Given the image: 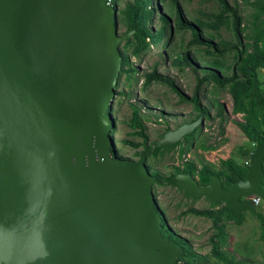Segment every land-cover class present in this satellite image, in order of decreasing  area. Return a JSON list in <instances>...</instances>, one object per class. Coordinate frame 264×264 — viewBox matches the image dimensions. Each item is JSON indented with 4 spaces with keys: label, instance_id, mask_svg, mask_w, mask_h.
<instances>
[{
    "label": "water",
    "instance_id": "95a60500",
    "mask_svg": "<svg viewBox=\"0 0 264 264\" xmlns=\"http://www.w3.org/2000/svg\"><path fill=\"white\" fill-rule=\"evenodd\" d=\"M112 0H0V264H197L163 234L154 192L228 199L227 213L256 212L264 200V138L246 177L228 187L212 174L167 180L149 156L204 125L198 118L146 141L138 159L113 156L111 112L122 71ZM221 210L207 212L216 224Z\"/></svg>",
    "mask_w": 264,
    "mask_h": 264
},
{
    "label": "trees",
    "instance_id": "16d2710c",
    "mask_svg": "<svg viewBox=\"0 0 264 264\" xmlns=\"http://www.w3.org/2000/svg\"><path fill=\"white\" fill-rule=\"evenodd\" d=\"M119 1H111V4L117 8V24L124 27L123 34L130 30H135L132 37L123 42L124 48L121 49L123 64L120 77L125 75L130 80L138 72L137 67L132 62V55L141 57L150 50L153 43H156L161 38L164 40V45H169L168 47L175 43L173 41L175 30L172 31V20H168L167 24L163 25L164 33L161 31L155 32L152 29L155 16L169 11L175 13L181 27V29H176V31L189 30L192 32V38L188 42L185 52L175 56L172 63L180 71L193 66L195 57L189 48L196 45L198 51L203 50L202 59H209L205 61V74L197 77V84L192 96L185 94L172 78L158 73L156 68L144 74L143 87H147L153 82L165 83L178 95L181 102L192 103L198 112L200 111V106H202L200 95L204 85L212 83L217 90L228 89L233 99L232 113L241 115V120L237 121V125L248 140V145L240 148L245 160L238 161L234 157L229 156L222 158L219 166L208 163L203 157L198 160L202 167L201 173L204 181L207 179L208 182L210 175L216 174L222 179L223 185L228 187L240 177L244 179L249 166L246 161L250 160L257 144L264 138V0H244L252 8L247 24L244 23V18L238 6L231 4L229 0H216L218 10L210 14L206 20L197 18V22L187 20L179 0H160L162 5H159L156 0H128L123 8H119ZM155 3L158 4V8H156ZM163 7L166 10L165 12L161 11ZM223 27L233 30L232 39H224L222 37L219 31ZM205 28L213 32L205 33ZM168 31L169 33H167ZM171 41L173 42L171 43ZM119 85L120 82L117 87ZM123 93L125 92L122 91ZM213 105L218 107L217 115L224 118V114L227 111L226 104L215 99ZM131 106L132 112L128 125L132 130L129 135L138 136L141 140L131 141L130 139H125L123 142L135 149H139L144 147V143L149 139V134L147 133L145 117L141 108L136 104H131ZM203 109L206 117H210L209 109L206 107H203ZM111 112L113 113V109ZM198 116L199 114L194 119L198 118ZM202 129L201 127L196 128L195 131H202ZM195 131L190 137L183 138L173 147L156 148L151 156L164 158L174 151L172 158L183 159L198 138H193ZM204 139L198 148L205 151L217 148V145L207 144V138ZM178 150L179 155L176 156ZM137 154L139 155V152ZM113 156L122 157L117 147L113 151ZM147 166L149 171H153L152 173L161 180H167L180 171L191 172L195 175V170L198 169L196 161H185L184 169H182V165L173 164L172 172L164 176L160 172L154 171L151 165L148 164ZM228 207L229 205L226 206V208ZM207 211L208 209L204 208L189 207L183 210L181 214L207 216ZM257 217L260 221L261 239L264 241V213L258 211ZM245 220L244 213L228 214L224 211L219 217L217 225L212 227L214 232L209 237L210 251L207 253H202L195 249L188 238L182 236L170 225L167 217L166 222L169 226H166L165 222H163L165 225L163 234L177 241L185 249L186 255L184 258L179 259L180 262L197 264H256L257 262L251 259V254H246L240 249L238 251L237 248V250H231L227 223L233 221L242 225ZM239 253L240 257H238Z\"/></svg>",
    "mask_w": 264,
    "mask_h": 264
},
{
    "label": "rangeland",
    "instance_id": "374dc122",
    "mask_svg": "<svg viewBox=\"0 0 264 264\" xmlns=\"http://www.w3.org/2000/svg\"><path fill=\"white\" fill-rule=\"evenodd\" d=\"M127 1L120 0L119 8H123ZM229 1L231 4L238 6L244 18V23L247 24L252 8L244 0ZM156 2L162 5L160 0H156ZM179 2L185 17L190 22H197V18L206 20L210 14L218 10L216 0H179ZM157 5L155 3L156 8H158ZM161 11L165 12L166 10L163 7ZM168 20H172L173 23L172 31L175 30L173 33V41L175 43L168 47L169 45H164V40L161 38L156 43H153L150 50L141 57L132 55V62L137 67L138 72L130 80L125 75L120 77V85L116 87L112 114L116 118L117 128L113 132V136L116 147L124 158L136 159L138 157L137 153L142 150V148L135 149L123 142L125 139H130L131 141L141 140L138 136L129 135L132 130L128 125L132 112L131 104L138 105L144 114L149 141L157 140L167 129H175L180 124L194 119L200 113L192 103L181 102L178 95L165 83L153 82L147 87H143L144 74L156 68L158 73L172 78L185 94L192 96L197 84V77L205 74V61L209 59H202L203 50L198 51L196 45L189 48L195 57L193 66L180 71L173 65V58L185 52V48L192 38V32L189 30L176 31V29H181V27L176 19V14L172 11L155 16L152 29L155 32L161 31L164 33L163 25H166ZM117 25L119 33L123 34L124 27L120 24ZM204 31L205 33L213 32L208 28H205ZM219 32L224 39L233 38L232 29L223 27ZM123 48L124 45L121 43V49ZM122 91L125 93L122 94ZM200 99L201 105L209 109L211 116L206 117V114H204L202 134L200 133L197 138V145L194 144L193 148L184 155L183 159L172 158L174 151L164 158H156L150 155L148 158L149 165L153 167L154 171L167 176L172 172L173 164L183 165L188 160L196 161L198 165H201L198 160L200 157L215 166H219L222 158L229 156L234 157L238 161L245 160L240 148L247 146L248 140L237 125V121L241 120V115L232 113L233 99L228 89L217 90L212 83H209L203 86ZM215 99L226 104L227 111L224 114V118L217 115L218 107L213 105ZM204 138H207V144L217 145V148L209 151L198 148ZM177 155H179V150L176 152ZM154 192L160 207L165 211L170 225L182 236L188 238L195 249L202 253L209 252L210 245L208 240L214 232L212 218L208 217V215H182L181 211L192 206L197 209L210 210L212 205L204 200L189 201L170 186L155 185ZM256 210V212H244L246 221L242 225L234 224L232 221L228 222L227 230L230 235L231 250L234 251L237 248L239 251L240 249L246 254H251V259H254L257 262L256 264H264V241L261 239L260 221L257 217L258 211L264 213V200H262L260 205L256 206ZM238 257H240V253Z\"/></svg>",
    "mask_w": 264,
    "mask_h": 264
},
{
    "label": "flooded vegetation",
    "instance_id": "af4514ba",
    "mask_svg": "<svg viewBox=\"0 0 264 264\" xmlns=\"http://www.w3.org/2000/svg\"><path fill=\"white\" fill-rule=\"evenodd\" d=\"M193 95V94H192ZM197 119V118H196ZM196 119H194V120H189V121H187V122H184V123H191V122H193V121H195ZM184 123H182V124H184ZM182 124H180V125H182ZM168 130V129H167ZM166 130V131H167ZM202 131H195V134H194V139L195 138H197V137H199V135H200V133H201ZM202 134V133H201ZM162 135V134H161ZM161 135H160V137H161ZM159 137V138H160ZM158 138V139H159ZM149 141V140H148ZM155 141V140H154ZM149 142H153V141H149ZM194 144H196L197 145V140H196V143H193L192 144V148H193V145ZM195 145V146H196ZM143 149V148H142ZM138 157H139V155H138ZM138 157L136 158V159H138ZM122 158V157H121ZM124 158V157H123ZM188 161V160H187ZM149 164V159H148V161H147V165ZM182 169H184V164L182 165ZM201 169H202V167H201V165H198V169L197 170H195V175H193L191 172H184V171H180L181 173H191L192 174V177L199 183V185H205V184H207V179L205 180V181H203L202 180V171H201ZM152 173V172H151ZM179 173V172H178ZM198 173V174H197ZM152 174H154V173H152ZM155 175V174H154ZM241 178V177H240ZM224 186V185H223ZM225 187V186H224ZM156 195V194H155ZM182 196H183V194H182ZM199 200H204V201H206L208 204H210V205H212L213 203H211V202H209L208 200H206L205 198H202V199H198V200H192V199H190L189 201H193V202H197V201H199ZM157 203L159 204V202H158V199H157ZM227 205H229V207L228 208H226V206ZM159 207H160V205H159ZM193 207V206H192ZM195 208V207H194ZM211 209L209 210L208 209V211L207 212H210V211H217V210H221L222 211V213L224 212V211H227V209H229L230 208V204H229V200L228 199H225V200H222V201H220V202H218V203H216V204H214V206H211L210 207ZM160 209H161V211H162V213H164L165 214V211L160 207ZM183 211V210H182ZM181 211V212H182ZM221 213V214H222ZM221 214L219 215V217L221 216ZM166 215V214H165ZM167 217V216H166ZM219 217H218V219H219ZM218 219H217V221H218ZM217 225V222H216V224H214V220L212 219V226H216Z\"/></svg>",
    "mask_w": 264,
    "mask_h": 264
},
{
    "label": "built area",
    "instance_id": "2783aa9c",
    "mask_svg": "<svg viewBox=\"0 0 264 264\" xmlns=\"http://www.w3.org/2000/svg\"><path fill=\"white\" fill-rule=\"evenodd\" d=\"M246 164L249 165V161H246ZM251 200H252V202L254 203L255 206L260 205V204L262 203L261 198L258 197V196H253V197L251 198Z\"/></svg>",
    "mask_w": 264,
    "mask_h": 264
},
{
    "label": "crops",
    "instance_id": "0c3cea01",
    "mask_svg": "<svg viewBox=\"0 0 264 264\" xmlns=\"http://www.w3.org/2000/svg\"><path fill=\"white\" fill-rule=\"evenodd\" d=\"M245 216V219H246V215H244ZM246 221V220H245ZM233 222V221H232ZM234 224H236L235 222H233Z\"/></svg>",
    "mask_w": 264,
    "mask_h": 264
}]
</instances>
